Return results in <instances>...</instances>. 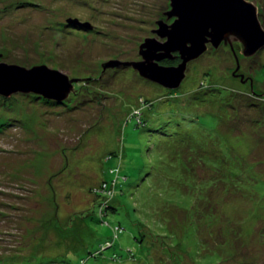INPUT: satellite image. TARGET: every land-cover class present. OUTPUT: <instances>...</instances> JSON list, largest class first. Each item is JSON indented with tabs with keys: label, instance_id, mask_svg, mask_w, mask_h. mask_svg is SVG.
I'll return each mask as SVG.
<instances>
[{
	"label": "rangeland",
	"instance_id": "374dc122",
	"mask_svg": "<svg viewBox=\"0 0 264 264\" xmlns=\"http://www.w3.org/2000/svg\"><path fill=\"white\" fill-rule=\"evenodd\" d=\"M247 1L263 26L264 0ZM170 10V0H0V61L78 80L64 100L0 96V264H264V49L246 58L235 44L236 71L230 49L212 47L176 90L103 68L140 62L146 39L163 43L154 31L174 22ZM195 152L197 176L183 178L180 158ZM112 153L128 181L103 202Z\"/></svg>",
	"mask_w": 264,
	"mask_h": 264
},
{
	"label": "water",
	"instance_id": "95a60500",
	"mask_svg": "<svg viewBox=\"0 0 264 264\" xmlns=\"http://www.w3.org/2000/svg\"><path fill=\"white\" fill-rule=\"evenodd\" d=\"M170 4L171 10L165 15L167 20L174 19V22L169 25L160 21L154 31L163 43L146 39L140 46V62H110L104 70L115 65L132 67L143 79L176 90L186 79L188 65L205 55L209 45L215 50L223 44L229 45L237 63L236 71L240 69V62L235 43L242 47V55L246 58L264 49V28L258 8L247 0H170ZM71 23L91 30L78 20ZM175 58L181 60L176 66L159 64ZM77 82L46 66L27 69L0 61V96L3 97L41 92L47 96L58 95L61 97L58 99L64 100L74 91Z\"/></svg>",
	"mask_w": 264,
	"mask_h": 264
},
{
	"label": "trees",
	"instance_id": "16d2710c",
	"mask_svg": "<svg viewBox=\"0 0 264 264\" xmlns=\"http://www.w3.org/2000/svg\"><path fill=\"white\" fill-rule=\"evenodd\" d=\"M75 20H77V19H75ZM80 22V21H79ZM82 23V22H81ZM262 23H263V21H262ZM83 24V23H82ZM263 27H264V24H263ZM74 30H76V31H78V32H82V31H84V30H86V29H84V28H82L80 25H76L75 27H74ZM92 30V29H91ZM231 51V50H230ZM232 52V51H231ZM196 94H199V93H196ZM206 95V94H205ZM204 94H203V96H205ZM196 99V98H195ZM209 103H211V100L210 99H208V98H206V97H204V98H201V100H199L198 102L196 101V100H194V102L191 104V105H194L195 107L194 108H196V106L197 107H199V106H201L202 104H209ZM198 153L197 152H195L194 154H189L188 156H186V157H181L180 158V160H181V162H180V165L179 166H181V173H182V176H183V178H185L186 176H187V174H188V172H190L191 174H192V176L194 177V178H196V176H197V168L198 167H196V165H197V160H198ZM111 159H116L117 160V166L116 167H114V168H111L110 170H109V173L111 174V176L113 177V179L111 180V182H106V181H102L103 182V184H101L102 185V187L104 188V190L102 191V194L100 195L99 194V192L97 193L96 191H95V193H97V195L98 196H101L102 198H103V202L104 201H107L108 199H109V197H112L113 195V190H116V192H117V188H118V183H119V181H123V182H126V181H128V178L126 177V176H121V172H122V166H123V159H124V154L122 153L121 155H119L118 153H116V154H114V153H112V154H109L107 157H106V161H110ZM178 166V167H179ZM193 178V179H194ZM167 179L169 180V178L167 177ZM159 182V173H157V172H155V175H152L151 176V179H150V182ZM114 185V189L112 188V186ZM164 191H167V189H165ZM124 193V192H123ZM117 195V194H116ZM116 195L114 196V197H116ZM100 197V198H101ZM101 203L102 202H100V204L99 205H101ZM103 205V204H102ZM197 206V205H196ZM110 210H117L115 207H112V206H108V207H106L105 208V215H106V213L108 212V211H110ZM196 208L194 209V212H196ZM119 230H123L124 231V228L121 226V227H117ZM115 229V228H114ZM115 241V240H114ZM108 245L110 244V246L109 247H112L113 246V243H110V242H108L107 243ZM106 244V245H107ZM199 245H200V242H199ZM199 245H198V247H197V249L196 248H193L194 249V251L196 252V253H198V251H199ZM106 248H107V246H106ZM210 251H212L211 249H210ZM128 252H130V251H128ZM213 252V251H212ZM215 254V253H214ZM214 254H212V255H214ZM207 254H205V256H206ZM218 255H216V257H217ZM215 257V258H216ZM213 258V257H212ZM215 259L213 258V259H211L210 258V256H206L205 257V260H204V262H201V259H199V261H198V263L197 264H210V263H212L213 261H214Z\"/></svg>",
	"mask_w": 264,
	"mask_h": 264
},
{
	"label": "flooded vegetation",
	"instance_id": "af4514ba",
	"mask_svg": "<svg viewBox=\"0 0 264 264\" xmlns=\"http://www.w3.org/2000/svg\"><path fill=\"white\" fill-rule=\"evenodd\" d=\"M171 20H174V19H171ZM235 44H238V43H235ZM235 44H234V45H235ZM238 45H239V44H238ZM222 46L225 47V48H229V49L231 50V47H230L229 45L226 46V45L223 44V45H221V47H222ZM210 48H212L211 45H209V49H210ZM209 49H208V50H209Z\"/></svg>",
	"mask_w": 264,
	"mask_h": 264
}]
</instances>
